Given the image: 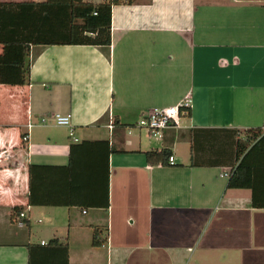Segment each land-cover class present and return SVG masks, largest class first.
Here are the masks:
<instances>
[{
	"label": "crops",
	"instance_id": "0c3cea01",
	"mask_svg": "<svg viewBox=\"0 0 264 264\" xmlns=\"http://www.w3.org/2000/svg\"><path fill=\"white\" fill-rule=\"evenodd\" d=\"M68 1L0 0L41 12L30 37L56 42ZM95 9L108 46L29 43L28 82L0 83V264H264V170L253 192L226 185L236 140L264 122V0ZM185 97L160 138L137 125ZM237 163L264 166V131Z\"/></svg>",
	"mask_w": 264,
	"mask_h": 264
},
{
	"label": "trees",
	"instance_id": "16d2710c",
	"mask_svg": "<svg viewBox=\"0 0 264 264\" xmlns=\"http://www.w3.org/2000/svg\"><path fill=\"white\" fill-rule=\"evenodd\" d=\"M121 0L103 1L100 6L108 8L111 4ZM128 1V0H125ZM81 0H69L65 2L69 8L74 5V16L83 18V22L74 23L73 13L70 11L68 20V29L66 37L61 42L56 41H36L31 39L30 35L38 32L40 25L41 12L27 11L24 3H14L13 5L0 2V83L4 84H24L29 80V43H70L87 44L95 46H108L110 44L109 21L93 22L90 17L93 16L92 10L98 9V5L81 2L78 6L81 8L76 11L77 3ZM96 10V9H95ZM96 15V14H95ZM40 28V27H39ZM186 109L189 113V108ZM248 135L244 139H237L235 142V164L230 168L227 174V187L251 188L255 189V176L264 166H255L250 164L237 163L238 159L245 151L249 143L258 137L262 132L261 127L248 129L245 131ZM146 161L149 164H167L169 151L166 149L147 150L144 152ZM264 205V203H262ZM106 237L100 236L97 227L93 229L91 244L99 246L105 241Z\"/></svg>",
	"mask_w": 264,
	"mask_h": 264
},
{
	"label": "built area",
	"instance_id": "2783aa9c",
	"mask_svg": "<svg viewBox=\"0 0 264 264\" xmlns=\"http://www.w3.org/2000/svg\"><path fill=\"white\" fill-rule=\"evenodd\" d=\"M103 1H112V0H103ZM81 8L76 7V11H79ZM75 11V9H74ZM97 11L92 10V14H96ZM181 107L189 108V98L185 97L176 105H169L165 107H153L148 109L137 121V125L144 128L149 137L160 138L162 136L163 130L169 127L176 126L178 124V119L181 113H187L186 109H181ZM54 121L57 124L68 125L69 116L61 115L56 113L54 115ZM111 121L108 124V127L111 128ZM261 130L264 131V122L261 125ZM72 129H70V134ZM25 139V138H24ZM168 162L174 163V158L172 155L168 156Z\"/></svg>",
	"mask_w": 264,
	"mask_h": 264
}]
</instances>
